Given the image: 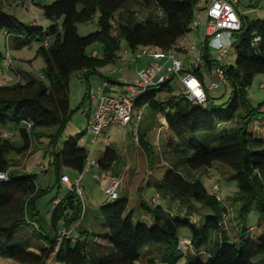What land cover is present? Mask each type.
I'll return each mask as SVG.
<instances>
[{
  "label": "trees",
  "instance_id": "trees-1",
  "mask_svg": "<svg viewBox=\"0 0 264 264\" xmlns=\"http://www.w3.org/2000/svg\"><path fill=\"white\" fill-rule=\"evenodd\" d=\"M134 2L56 0L51 4H35L50 21L46 27L39 17L38 24L34 21L25 24L16 13H5L0 8V33L5 36L6 51L10 41L17 49L37 41L38 53L44 61V80L28 76L24 83L17 80L0 86V126L17 124L22 140V145L16 146L0 134V174H5V178L0 179V257L20 264H47L51 258L62 264H139L149 257L142 252L156 245L157 249L149 258L152 264H180L183 260L184 264H255L256 259L264 258V117L257 118L261 111L250 105L247 90L256 75H264V18L247 22L240 17L241 27L237 33L241 38L232 44L236 55L234 63L223 66L224 83L231 87L225 103L215 106L211 98L214 94L204 103L189 101L183 94L171 96L173 76L147 89L134 101V107L147 106L152 111L151 117L159 113L165 121L163 143L172 161L158 186L171 199L185 205V212L166 211L160 205L151 206L141 200L140 210L150 216V225H146L141 221L143 216L134 220L133 211L128 209V197H120L117 190L116 198H106L98 207L101 223L91 222L85 228L81 227L85 217L81 200L65 188L64 195L48 212L50 219L46 223L36 201L48 189L37 187L35 175L19 174L10 168V155L28 156L32 136L40 129L52 128L48 147L55 166V186L60 187L61 166L80 175L87 158L86 149L77 143L82 138H69L61 151L56 149L62 131L75 112L69 105L71 76L83 71L88 76L99 75L98 69L114 64L119 58L120 36L131 52L141 47L154 51L180 50V41L193 30L195 7L203 3L206 9L210 0H140L141 6L151 10L141 21L129 8ZM22 11L25 15L30 13L24 7ZM95 16L97 31L80 37L78 24L92 22ZM94 44H100L101 57L92 56L95 52L88 50ZM3 59L6 55L0 51V62ZM202 60L209 71L218 63L217 59L210 60V49L206 47ZM200 69L189 67L184 71L203 83ZM162 93L164 99H160ZM86 98L89 99V91ZM207 103L213 107H201ZM241 109H244L242 114ZM231 122L234 127L220 128L221 124ZM139 123L137 143L148 151L149 145ZM215 131L212 135L215 147L196 138L197 134ZM118 160L116 152L106 148L96 162L100 170L118 179L119 189L126 177L120 174ZM214 162L229 167L234 173L241 222L247 216L248 205L255 204L258 212L256 227L250 230L238 227L236 238L229 232L228 212L217 191L207 192L201 182L187 180L176 168L180 164L193 170L210 168ZM198 206L210 209L211 214L202 215ZM77 222L74 229L77 232L72 238L58 243V232ZM28 226L38 234L35 243L26 236L19 240L15 235L18 228ZM183 229L190 235L180 237ZM249 231L253 233L248 234Z\"/></svg>",
  "mask_w": 264,
  "mask_h": 264
},
{
  "label": "rangeland",
  "instance_id": "rangeland-1",
  "mask_svg": "<svg viewBox=\"0 0 264 264\" xmlns=\"http://www.w3.org/2000/svg\"><path fill=\"white\" fill-rule=\"evenodd\" d=\"M56 0H0V8L5 13H18L22 8H26L29 10V15H25L22 12L20 18L23 20V23L28 24L33 22V16H37L40 19V22L43 26H48L50 21L45 19L38 6L35 4H51ZM137 1V2H136ZM140 0H135V2L129 6V8L133 9L137 13V20H144L151 14V10L143 7L138 2ZM238 5L236 10L239 14V17H242L244 21L250 22L253 20H258L264 18V0H238ZM23 6V7H22ZM195 16H200L199 26L195 30L190 31L186 37L190 40L188 43L186 40L182 41V47L191 48L192 46L196 47L195 51L189 52V56L193 57V59H197L198 53L201 50L202 43L204 41V23H205V4L199 3L195 9ZM78 35L80 37H85L95 31H97V17L95 16L92 22H87L83 24H78ZM241 38L240 33H233L230 37L231 44H234L235 41H239ZM120 41V50L118 52V56L122 59L119 61V58L114 64H106L102 68H100L97 72L101 74H91L88 76L89 83L92 86V89H96L97 86H102V82H100V78L111 77L110 71L115 69V72H120L124 67L126 69V62H131V59L134 57L127 46V43L124 37H119ZM39 42L33 41L30 46L23 47L19 51L16 49L14 52L10 49L11 56L19 58L20 60L15 59L13 62V68L17 70L18 74L21 76V83H24L27 80V75L30 74L35 77L39 76L42 73L44 68V61L42 56L38 53ZM96 50L99 53V57L102 55V49L100 44H94L88 49ZM146 48H138L134 53L138 54L141 52H145ZM0 51L3 55L6 53V42L3 33H0ZM95 51V52H96ZM133 53V54H134ZM218 52L211 51L210 52V60H216ZM235 51L233 46L229 49L228 58L230 62L234 63L235 60ZM21 59L25 62H21ZM179 59L184 63L187 61L190 62V58L185 54H180ZM3 62V60L1 61ZM132 65V64H131ZM148 66V57L142 58L138 65L133 64L132 70H143ZM2 71V70H0ZM202 73L204 74L205 85H208V72L207 67L203 66L201 68ZM5 79H4V77ZM30 77V76H29ZM128 80V81H127ZM127 80L123 83L124 86L122 88H127L129 84H133L134 81L131 78H127ZM17 81L16 73L8 67H5L3 73H0V85L7 84ZM87 80L85 76L80 73H75L71 76L70 84H69V105L70 109L75 112L71 116L70 120L66 124L64 130L62 131L58 141L56 149L61 151L64 143L69 138H82L84 141H89L93 138V134L87 131V119L89 111L93 113L96 105L95 100H91L86 98V90H87ZM112 86V91H108L110 95H115V85ZM172 88L171 96H179L182 94L180 89V85L176 78L170 83ZM231 87L225 82L219 85L215 89L214 95L211 97L213 99V103L215 106H219L225 103L230 95ZM165 94H160V99H164ZM247 98L249 103L254 108H259L261 113L257 116V118L264 117V75H256L250 86L247 90ZM202 108H212L213 105L210 103L201 105ZM142 109V120L140 121V129H143L144 140L149 145V150L146 151L143 149L137 141L134 140L135 136L133 134V130L135 126L131 124L127 125L125 128L120 127H109L104 129L97 137V140L94 146H87L86 150L91 149V159L94 161L100 160L106 148L113 149L119 160L117 165L120 167V174L126 177L121 181L120 188L118 189V194L120 197H128L129 199V210L133 211L134 220H138L139 217L143 216L144 219L141 221L146 225H150V216L145 214L140 210V201L143 200L148 205H160L166 211L170 210L174 213L185 212V205L180 204L177 199H174L173 202L170 200L168 202L167 199L159 198L158 193L154 192V188L147 187L152 185L151 181H158L161 179L164 171L171 166V156L168 151L164 148V138H160L157 140L156 137V128L159 126L156 122L155 116H152V111L148 107H134V114L137 110ZM240 113H244V109L240 110ZM148 119V120H147ZM154 121V123H153ZM256 120L253 121L252 127L254 128ZM234 127V123H225L221 124L220 128H228ZM18 125L14 123H9L6 126H0V131H17ZM25 128V125H23ZM26 129V128H25ZM54 129L52 128H44L38 130L36 136H32V145L31 150L28 156L20 155L19 161V174H32L35 175V182L37 187L42 189H48V191L43 194L36 201V206L39 210V214L45 218L46 213H48L52 207V200L57 196H63L64 187L61 185L60 188H56L55 183V166L52 164V157L48 153L51 148L48 147L49 138L48 136L53 134ZM214 133L207 134H197L196 138L202 142L207 144L208 146L215 147L216 143L212 140V135ZM133 135V138H132ZM12 143L16 146L22 145V140L18 133L14 134V136L9 138ZM134 140V141H133ZM80 145L79 141L77 142ZM14 156L10 155L9 157ZM177 171H179L187 180L189 181H199L203 184L207 192L213 193L215 192L218 196L222 198V205L226 207L228 212V219L226 221L227 227L229 228V232L232 237H238L237 228H241L242 226L246 229L250 230L252 227H256L258 221V212L256 210L255 204H250L247 206V216L243 222L238 217V211L241 208V204L239 201V189L237 187V180L234 176L233 171L220 163L214 162L210 168H200V169H190L185 165H179L176 167ZM60 171L67 174L71 181H73L72 174L73 172L68 168L61 166ZM104 172V171H103ZM93 171L91 173L85 174L82 176V180L80 183V188L82 189V199L86 205L85 208V217L81 224V227H87L91 222H97L98 225L101 223V220L97 214V210L99 205L105 201L107 198L103 189L107 185V179L102 180L99 176L95 174ZM105 174L109 172H104ZM107 177H109L107 175ZM129 182V183H128ZM127 183V184H126ZM145 184V185H144ZM143 185L147 188H143ZM213 189V191H212ZM144 190V191H143ZM161 190V189H160ZM162 192V191H161ZM167 197H169L167 195ZM154 199V202L152 201ZM55 205V204H54ZM200 213L204 216H209L211 214L210 209L205 207L198 206ZM83 210V207H82ZM196 212V211H195ZM201 215H199L200 217ZM79 224V223H78ZM77 224V226H78ZM64 228V227H63ZM62 228V229H63ZM61 229V230H62ZM60 230V231H61ZM59 231V232H60ZM58 232V235H59ZM74 231L73 235L75 234ZM250 232L248 234H252ZM26 234V235H24ZM17 239L22 240L24 236L31 239V242H36L38 238V234L34 232L32 226L18 228L15 232ZM189 232L185 229L179 232V236H189ZM71 239V238H68ZM39 240L40 237H39ZM158 246L151 245L142 254H148L146 259H143L139 264H152L150 263L149 258L150 255L157 249ZM50 259V258H49ZM203 260H206L205 257H202ZM264 262V258H258L255 260V264H259ZM184 260L180 262V264H184ZM0 264H20L13 260L7 258L0 257ZM47 264H62L52 258L47 262Z\"/></svg>",
  "mask_w": 264,
  "mask_h": 264
},
{
  "label": "built area",
  "instance_id": "built-area-1",
  "mask_svg": "<svg viewBox=\"0 0 264 264\" xmlns=\"http://www.w3.org/2000/svg\"><path fill=\"white\" fill-rule=\"evenodd\" d=\"M238 0H210L205 9V23H204V41L201 50L198 53V58L195 60L188 54L191 51L198 52L195 46L184 48L180 45V50L169 49L167 51H154L147 49L145 52L135 54V58L148 57L150 62L148 66L140 71L133 84L127 86L126 92H118L116 95H109L107 93L108 84L104 82L102 86L89 91L91 100L96 101L95 109L88 121L87 131L93 134V138L89 141L81 140L80 144L86 149L87 146H94L98 135L106 128L120 127L125 128L127 125L134 123L135 129L133 134L136 137V128L142 119V109L137 110L134 114V101L141 96L149 88L156 87L166 81L169 76L177 79L180 89L184 97L189 101H196L204 103L208 96L215 93V89L224 83V69L223 66L229 65L231 62L228 58L229 49L232 44L230 37L234 32L240 30V17L236 10ZM33 21L38 24V17H33ZM200 16L193 19L191 28L196 29L199 26ZM190 40L185 36L182 41ZM210 51L218 52L217 62L208 73V85H205L195 75L184 71L182 61L179 59L180 54H185L190 58V68H202L204 66L202 55L204 48ZM92 56H96L93 53ZM7 62L11 63L8 49L6 51ZM1 70V69H0ZM2 71H0L1 73ZM44 80L43 76L39 77ZM17 80L18 77H17ZM144 107V106H143ZM163 126L165 122L163 120ZM2 138H7V134H1ZM52 152V151H51ZM87 158L83 167L82 173L73 181L67 175H61L60 183L69 191L78 195L81 200L83 211L86 205L82 199V189L80 188V181L83 175L95 171L100 174L102 180L107 179V185L103 189L108 200H113L117 196L119 187L118 179L114 176L107 177L105 173L100 170L96 161L91 159L92 150H86ZM5 174H0V179H4ZM56 204V203H54ZM75 223L72 227L63 228L58 235L57 241L62 239L72 238L74 229L77 227ZM187 243V242H186ZM182 245H180L181 248Z\"/></svg>",
  "mask_w": 264,
  "mask_h": 264
},
{
  "label": "crops",
  "instance_id": "crops-1",
  "mask_svg": "<svg viewBox=\"0 0 264 264\" xmlns=\"http://www.w3.org/2000/svg\"><path fill=\"white\" fill-rule=\"evenodd\" d=\"M131 9V8H130ZM22 11V10H21ZM21 11H18V13H16V16H18L19 18H20V16H21V14H22V12ZM11 13H13V12H11ZM23 15V14H22ZM4 35V34H3ZM4 38H5V36H4ZM5 42H6V40H5ZM182 40L180 41V45H182ZM10 49L14 52L16 49H17V46L13 43V42H9V49H8V53H9V56H10V60H11V63H9V62H7V59H3V62H0V69L2 70V73H3V71H4V69H5V67H8V68H11L15 73H16V75H17V77H18V79L20 80V82H21V76L18 74V72H17V70H15L14 68H13V62H14V60L15 59H17V60H20L19 58H16V56H14V57H12L11 55V52H10ZM19 51L21 50V49H18ZM93 52H95L96 50H92ZM211 52V51H210ZM98 56H99V53L96 51L95 52ZM134 53V52H133ZM132 53V56H134L132 59H131V62H126V69L123 67L122 69H121V73L120 72H115V69L113 70H111L110 71V76L111 77H105V78H100V82H106L107 84H108V89H107V93H108V91H112L113 89H112V86L111 85H115V86H117V87H115V90H114V93H115V95L118 93V92H126V89L125 88H122V86H124V82L127 80V78H131V79H133L132 81H135V79L137 78V75H138V73L141 71V70H132V67H133V64H136V65H138L139 64V62L141 61V59L142 58H145V57H140V58H138V59H136L135 58V53L133 54ZM5 55H6V53H5ZM119 61H122V59L119 57V60H118V62ZM21 62H25V61H23L22 59H21ZM150 62V59L148 58V63ZM132 64V65H131ZM189 64H190V62L188 63L187 61H185L184 63H182V65H183V69L184 70H188V68H189ZM99 70V69H98ZM97 70V71H98ZM200 71H201V69H200ZM207 72L209 73V70H208V68H207ZM80 74L81 75H83V76H85V78H86V80H87V83H88V86H87V90H86V92H88V91H90V90H93L92 89V86L90 85V83H89V78H88V75H87V73L85 72V71H83V72H80ZM201 74L203 75V83L205 84V81H204V74L202 73V71H201ZM99 75L101 76V74H100V72H99ZM28 76H31L32 77V75H30V74H28L27 75V77ZM40 76H42V73H40V75L39 76H37V77H35V76H33L34 78H39ZM4 77V76H3ZM106 78H108V79H106ZM4 79H5V77H4ZM128 81V80H127ZM15 82V81H14ZM14 82H12V83H14ZM12 83H7V84H1L0 86H4V85H10V84H12ZM97 87H99V85L97 86ZM109 94V93H108ZM110 95V94H109ZM114 96V95H113ZM89 99H90V97H89ZM90 101H91V99H90ZM145 107H147V106H145ZM91 115H92V112H90L89 111V114H88V119H87V123H88V121H89V119H90V117H91ZM155 118H156V122L155 123H158L159 124V126L156 128V137H157V140L159 141L160 140V138H162V127H163V117L159 114V113H156L155 114ZM143 119V118H142ZM141 119V120H142ZM148 120V119H147ZM165 122V121H164ZM153 123H154V121H153ZM132 125H134L135 126V124L134 123H132ZM16 133H18V128H17V131H15V132H13V131H4V132H1L0 131V134H7L8 135V138H10V137H12V136H14V134H16ZM132 138H133V135H132ZM82 140V139H81ZM134 140H135V138H134ZM133 140V141H134ZM80 143V142H79ZM49 153V152H48ZM9 161H10V168H11V170L13 171V172H18V169L20 168L19 167V161H20V156H16V155H14V156H11V157H9ZM59 172L62 174V175H67L66 173H64V172H61L60 171V168H59ZM97 176H99L100 177V174H98V173H95ZM56 175V174H55ZM106 176L108 175V176H111L109 173L107 174H105ZM79 175H76V174H72V178L73 179H76L77 177H78ZM71 178V177H70ZM101 179V178H100ZM82 180V179H81ZM158 182H159V180L157 181H151L150 183H153L152 185H149V186H147V187H152V188H154V192H156V193H158V191H159V198H161V199H167L168 200V202L171 200L172 202H173V200L174 199H171L170 198V196L167 194V193H164L163 191L161 192V190L159 189V186H158ZM80 183H81V181H80ZM54 185H55V183H54ZM61 183H60V187H61ZM145 185V184H144ZM143 185V188H147L146 186H144ZM56 187V186H55ZM59 187V188H60ZM64 187V186H63ZM40 188V187H39ZM57 188V187H56ZM40 189H42V188H40ZM42 190H45V189H42ZM65 187H64V193H65ZM144 191V190H143ZM64 195V194H63ZM167 195L169 196V197H167ZM62 196H60V197H55L53 200H52V206L54 205V203H57L58 202V200L61 198ZM52 208V207H51ZM50 216H49V214L48 213H46V216H45V221H46V223H48L49 222V218Z\"/></svg>",
  "mask_w": 264,
  "mask_h": 264
}]
</instances>
